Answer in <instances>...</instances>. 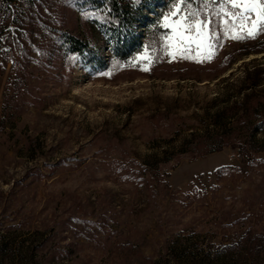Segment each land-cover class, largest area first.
<instances>
[{
    "label": "rangeland",
    "instance_id": "obj_1",
    "mask_svg": "<svg viewBox=\"0 0 264 264\" xmlns=\"http://www.w3.org/2000/svg\"><path fill=\"white\" fill-rule=\"evenodd\" d=\"M10 1L0 264H154L170 248L197 264H264V130L253 136L238 117L243 71L264 67V32L233 40L214 17L211 58H185L169 55L161 26L172 0L133 2L118 29L71 0ZM62 32L87 47L71 52ZM219 109L226 144L210 151ZM253 109L263 117L264 100Z\"/></svg>",
    "mask_w": 264,
    "mask_h": 264
},
{
    "label": "snow or ice",
    "instance_id": "obj_2",
    "mask_svg": "<svg viewBox=\"0 0 264 264\" xmlns=\"http://www.w3.org/2000/svg\"><path fill=\"white\" fill-rule=\"evenodd\" d=\"M195 2L172 0V7L161 22L164 29H170L165 34L166 46L171 49L169 55L187 58L186 54L195 52L210 59L213 40L217 38L212 27L214 17H219L223 34L233 40L254 39L264 32V0H199V8L194 6ZM210 6H215V10L209 11Z\"/></svg>",
    "mask_w": 264,
    "mask_h": 264
},
{
    "label": "trees",
    "instance_id": "obj_3",
    "mask_svg": "<svg viewBox=\"0 0 264 264\" xmlns=\"http://www.w3.org/2000/svg\"><path fill=\"white\" fill-rule=\"evenodd\" d=\"M6 3V5L10 4V0H2ZM74 5L78 9H91L95 12H97V15L94 17V22L100 24V25H106L110 27L111 29H118L123 25L129 24L131 22V19L127 16V8H130V6L133 4V2L138 0H71ZM159 14L156 13L155 16L151 20V25L153 26L154 22L158 19ZM61 38L64 43V45L71 51V52H82L86 47V43H81L73 37L70 34H66L64 32L61 33ZM261 80H264V67H253L252 69L248 70L245 69L243 71L242 77H241V94H242V100L238 102V117L239 119H242L243 121H250L253 122L252 125V135L260 130H264V116L259 117L254 113L253 106L254 105H260L262 103V100H264V94L258 93L257 87L260 86ZM246 90H249L250 92H245ZM262 99V100H261ZM252 103H254L252 105ZM240 113V115H239ZM226 115L225 109H219L216 110L213 114L214 121L216 122L217 126L215 129H209L208 132H212L213 135H211V139L213 145L210 147V151H217L220 150L226 143L224 141L223 131H222V125L220 123L221 119ZM255 116L252 119V117ZM228 117V116H227ZM236 117V114L233 116H229V118ZM192 136L195 134H191ZM207 137V136H206ZM205 137V138H206ZM262 143H264V140H262ZM262 150H264V145L260 147ZM180 152H184L181 150ZM239 156L241 158H244L245 156V149L243 147H240ZM149 163H143V166H147ZM158 163H155L153 166L158 167ZM144 166V167H145ZM149 166V165H148ZM146 169V168H145ZM2 237V238H1ZM0 237V263L3 262V259H1V255L5 254L9 248H8V238L5 236ZM175 250V249H173ZM183 250V249H180ZM169 255L166 254L161 259L155 260L154 264H159L160 262H163V264H197L196 261L193 259L186 258L183 255L176 256L172 248L168 249ZM182 253V251H180ZM183 254V253H182ZM168 258V259H167Z\"/></svg>",
    "mask_w": 264,
    "mask_h": 264
}]
</instances>
